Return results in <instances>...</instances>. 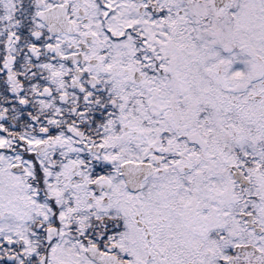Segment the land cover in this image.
<instances>
[{"label":"snow or ice","instance_id":"obj_1","mask_svg":"<svg viewBox=\"0 0 264 264\" xmlns=\"http://www.w3.org/2000/svg\"><path fill=\"white\" fill-rule=\"evenodd\" d=\"M0 264H264V0H0Z\"/></svg>","mask_w":264,"mask_h":264}]
</instances>
